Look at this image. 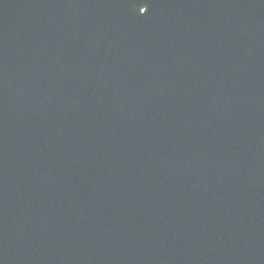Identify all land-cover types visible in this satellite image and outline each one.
I'll return each mask as SVG.
<instances>
[{
	"label": "water",
	"instance_id": "water-1",
	"mask_svg": "<svg viewBox=\"0 0 264 264\" xmlns=\"http://www.w3.org/2000/svg\"><path fill=\"white\" fill-rule=\"evenodd\" d=\"M0 264H264V0H0Z\"/></svg>",
	"mask_w": 264,
	"mask_h": 264
}]
</instances>
